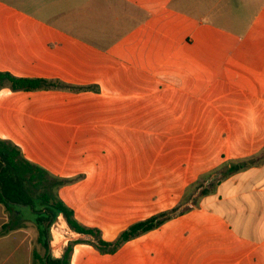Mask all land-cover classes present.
Masks as SVG:
<instances>
[{
  "label": "crops",
  "instance_id": "1",
  "mask_svg": "<svg viewBox=\"0 0 264 264\" xmlns=\"http://www.w3.org/2000/svg\"><path fill=\"white\" fill-rule=\"evenodd\" d=\"M52 1L35 12L0 1V71L95 88L0 89V139L54 176L84 177L57 192L82 224L102 231L125 210L123 201L100 203L103 190L85 189L84 182L126 171L156 176L150 164L155 157L125 151L182 138L192 99L198 114L229 118L214 126L227 131L219 163L200 173L264 149V0ZM20 2L29 6L31 0ZM176 114L181 117L173 125ZM259 191L264 200V164L222 181L212 209L179 215L119 250L139 241L134 260L140 264H264V206L244 204ZM171 193L150 190L143 207L155 211L151 214L170 209L172 204L156 207ZM96 209L109 211L103 224L86 219ZM3 210L0 205V264H30L32 219L2 229L8 221ZM138 220L103 239L113 240ZM256 231L259 235L249 236Z\"/></svg>",
  "mask_w": 264,
  "mask_h": 264
},
{
  "label": "rangeland",
  "instance_id": "2",
  "mask_svg": "<svg viewBox=\"0 0 264 264\" xmlns=\"http://www.w3.org/2000/svg\"><path fill=\"white\" fill-rule=\"evenodd\" d=\"M1 2H13L14 6L19 9H23L26 11L35 12L37 9L47 8L52 6V0L49 2H42V0H31L29 6H22L20 0H0ZM58 9L61 7L57 5ZM65 83V82H63ZM71 86L68 88H52L49 90H61L67 92H80L84 90H94L93 86H76L73 84L66 83ZM77 87H86V89H78ZM197 105L198 102L195 99L190 100V110L188 114L185 116V120L187 118L188 124V132L183 135L182 138L179 136L174 138L170 143H158L155 147H133L129 146L130 150L125 151L126 154H141V156H145L148 158L149 156L155 157L156 161L154 163L155 169L158 171L156 176L154 177H135L132 174L135 172L126 171L124 176L117 178H89L84 182V187L90 188L92 186L100 187L103 192L101 193L102 199L99 201L100 203H104L109 201V199L116 201H123L125 203V210L123 211V216L115 218L114 220L109 219L110 221H115L116 224L108 225L101 231L102 238H109L114 230L122 227L123 225L143 218L155 211H152L150 208L143 207L144 201L141 199H148L149 196L148 191L160 192L168 189H172V193L167 195L170 199L169 201L162 202L161 205H157V209L159 210L161 206H166L168 204H172L171 207H175L180 203H185L187 201V205L192 206L190 201L192 197L195 195L194 186H192L185 194L183 193L184 188L193 183L199 176H201L202 171L210 169L216 166L220 161V150L222 148L225 140H227L226 130L225 129H215L214 126L219 125L218 123L227 124L229 118L227 115H216V118L213 114L202 115L197 113ZM163 109V107H162ZM165 114H158L157 118L161 119ZM174 115L173 125L177 124L181 115ZM219 116L222 117L223 120H219ZM214 123H217L214 125ZM184 121V119H183ZM162 123L161 120L158 121L159 124ZM179 123V122H178ZM157 126V127H158ZM159 128V127H158ZM159 134H163L164 131H157ZM225 138V139H224ZM218 145V146H216ZM128 147L126 146V149ZM102 152H107L106 150H102ZM126 165L129 167L134 166L133 162L126 161ZM129 170V168H128ZM167 171V173H165ZM139 174H143L142 172H136ZM169 176V177H168ZM69 180L68 184L70 185L74 182H78L84 179L82 175H77L71 178H66ZM65 186V185H64ZM109 187V188H108ZM101 190V191H102ZM108 190V192H107ZM112 190L119 191V193L112 194ZM158 198V197H157ZM140 204L136 206L133 204V201L138 200ZM162 199V198H161ZM174 203V204H173ZM186 204H182L179 206L177 213L181 210ZM160 207V208H159ZM23 214L25 217L31 218L33 215L29 212L27 207H22ZM164 209H160L154 214L161 212ZM168 209V208H167ZM196 208H193L188 212H193ZM4 211V210H3ZM186 212V213H188ZM6 214V212L4 211ZM109 213L107 210H94L93 214H89L86 219L90 222L95 223H104V219H108L105 217V214ZM121 213V212H120ZM151 214V215H154ZM8 217V215L6 214ZM179 215H175L174 218ZM206 216V215H205ZM61 215L57 216L55 221L50 226V254L53 257H59L64 251V247L67 242L70 240L81 239L84 241H91L92 238L88 235H78L69 230L67 225H64L62 229L59 230L57 234V227L59 224V218ZM172 218V219H174ZM31 229H34L35 236L32 237V249L37 250L40 255L43 254L42 247L37 243V229L35 225L31 222L29 224ZM35 227V228H34ZM70 231V232H69ZM54 232V233H53ZM56 232V233H55ZM69 233V234H68ZM55 234V235H54ZM72 234V235H71ZM188 230H185L184 235L188 236ZM148 240H146L147 244ZM141 244L139 241L132 242L131 244L126 245L121 250L117 251L112 255H101L91 244H77L73 247V252L71 256L70 264H140L138 260H134L136 256H138L136 250L138 246Z\"/></svg>",
  "mask_w": 264,
  "mask_h": 264
},
{
  "label": "trees",
  "instance_id": "3",
  "mask_svg": "<svg viewBox=\"0 0 264 264\" xmlns=\"http://www.w3.org/2000/svg\"><path fill=\"white\" fill-rule=\"evenodd\" d=\"M68 87L71 86L59 80L19 77L7 71H0V89L8 88L11 91L29 92ZM77 88L86 89V87ZM262 164H264V149L248 157L223 162L220 166L199 176L184 189L185 194L194 186L193 191L196 193L190 201L192 206L187 205V201L185 203L183 201L175 207L129 224L113 240L106 241L101 237L99 229L82 224L76 218L73 209L59 198L58 189L68 184V179L50 174L43 167L25 159L20 149L10 141L0 139V205L8 215V221L2 225V229L18 227L25 220L21 208H28L33 215L31 219L37 229L36 241L43 249L42 255L35 250L32 252L30 264H70L73 247L83 243L91 244L101 255H112L128 241L157 229L175 215L190 211L192 207L212 209L213 196L222 181ZM261 195L262 191L253 194L244 200V204L248 207L256 204L264 206ZM219 198L218 195L217 199ZM234 203L242 205L239 202ZM182 204L186 205L175 213ZM213 210L219 213V210ZM59 215L63 217L71 232L88 235L92 240L87 242L81 239L70 240L61 256L53 257L49 252V229ZM257 235H259L257 231L249 233L251 237Z\"/></svg>",
  "mask_w": 264,
  "mask_h": 264
},
{
  "label": "bare ground",
  "instance_id": "4",
  "mask_svg": "<svg viewBox=\"0 0 264 264\" xmlns=\"http://www.w3.org/2000/svg\"><path fill=\"white\" fill-rule=\"evenodd\" d=\"M64 225H66L65 222L63 221V219H60V220H59L58 227H57V228H58V229H57V230H58V231H57V234L59 233V236H61L59 230L62 229ZM69 232H70V231H69ZM55 233H56V232H55ZM68 234H69V233H68ZM71 235H72V234H71Z\"/></svg>",
  "mask_w": 264,
  "mask_h": 264
},
{
  "label": "water",
  "instance_id": "5",
  "mask_svg": "<svg viewBox=\"0 0 264 264\" xmlns=\"http://www.w3.org/2000/svg\"><path fill=\"white\" fill-rule=\"evenodd\" d=\"M49 251H50V247H49Z\"/></svg>",
  "mask_w": 264,
  "mask_h": 264
}]
</instances>
